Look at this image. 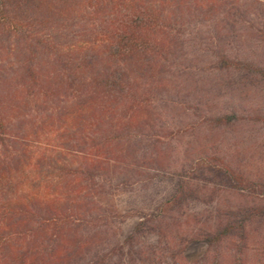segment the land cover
Here are the masks:
<instances>
[{
    "label": "trees",
    "instance_id": "1",
    "mask_svg": "<svg viewBox=\"0 0 264 264\" xmlns=\"http://www.w3.org/2000/svg\"><path fill=\"white\" fill-rule=\"evenodd\" d=\"M198 53L236 76L232 90L264 88V0H0V264H261L264 177L218 151L178 171L159 213L124 239L101 203ZM205 112L211 127L243 119ZM218 190L253 200L184 235V207ZM189 244L206 245L203 258L187 262Z\"/></svg>",
    "mask_w": 264,
    "mask_h": 264
},
{
    "label": "rangeland",
    "instance_id": "2",
    "mask_svg": "<svg viewBox=\"0 0 264 264\" xmlns=\"http://www.w3.org/2000/svg\"><path fill=\"white\" fill-rule=\"evenodd\" d=\"M253 43L246 46L259 56L263 49ZM207 55L196 54L197 68L188 76L175 77L176 87L172 94L156 100L151 114L156 128L150 137L145 134L136 139L137 157L117 169L112 168L111 181L105 186L107 194L101 203L115 210L112 216L116 227L122 230V239L145 215L159 213L162 203L171 195L177 172L191 167L193 160L200 155L218 151L247 175L264 177V124L252 121L256 114L264 113V88L232 90L231 83L236 76L218 74L215 69L205 70L210 64ZM198 103L201 104L200 110L196 108ZM206 109L218 114L236 112L243 119L236 125L211 127L206 121ZM44 148L41 145L36 150L42 152ZM215 192L213 201L209 193L203 201H193L184 207L179 224L184 235L205 227L217 208H234L253 200L230 191ZM257 235L253 238V246L260 250L257 254L260 263L264 264V249L258 243L264 231ZM142 241L156 244L158 239L150 235ZM206 252V245L189 244L184 257L193 263L203 258ZM255 253L249 254V261Z\"/></svg>",
    "mask_w": 264,
    "mask_h": 264
}]
</instances>
